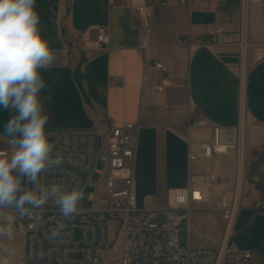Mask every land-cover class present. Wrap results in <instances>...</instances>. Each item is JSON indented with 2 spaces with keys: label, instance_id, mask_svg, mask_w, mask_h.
<instances>
[{
  "label": "crops",
  "instance_id": "0c3cea01",
  "mask_svg": "<svg viewBox=\"0 0 264 264\" xmlns=\"http://www.w3.org/2000/svg\"><path fill=\"white\" fill-rule=\"evenodd\" d=\"M160 1H146V19L131 0H36L42 34L55 56L52 68L42 71L48 83L42 93L49 115L46 130L138 125L136 190L140 201H156L158 181L168 194L185 187L192 170L208 167L190 164V141H209L214 126H237L245 118L244 208L233 240L252 253L250 264H264V214L252 207L264 199V1L247 8L251 46L245 50L238 45L241 0H191L190 7H160ZM215 23L225 33L214 48L179 44L181 36L209 34L207 26ZM102 30L110 44L87 58L83 48L91 44L86 34ZM154 62L166 71L156 72ZM10 116L0 109V135L7 147L4 124ZM187 122L199 127L189 129ZM236 162V155L214 161L222 183L213 193L230 189ZM5 215L16 219L4 246L17 252L23 264L20 220L16 212L3 209L0 223ZM16 263L0 258V264Z\"/></svg>",
  "mask_w": 264,
  "mask_h": 264
},
{
  "label": "built area",
  "instance_id": "2783aa9c",
  "mask_svg": "<svg viewBox=\"0 0 264 264\" xmlns=\"http://www.w3.org/2000/svg\"><path fill=\"white\" fill-rule=\"evenodd\" d=\"M147 0H131V5L149 18ZM264 0H241L242 20L238 45L241 50L251 46L248 39L247 8ZM160 7H190L191 0H162ZM209 34H187L178 40L190 49L214 48L225 33L224 28L208 25ZM91 47H84L87 58L110 44L103 30L96 36L86 34ZM81 47V46H80ZM73 51V50H72ZM72 61V57L70 56ZM152 68L164 73L165 66L154 62ZM162 90V88H159ZM186 127L197 129L198 123ZM247 123L237 126H214L209 141H190V164H206L203 170H192L188 184L168 190L167 206L161 211L154 198L140 201L136 190L135 161L139 144V126L125 123L103 130L61 129L46 130L64 163L57 170L41 177L45 184L58 183L65 188L79 185L84 192L92 190L78 211L69 220H62L58 207L49 201L33 210L31 216H21L19 227L25 236L23 264H250L253 256L234 242V231L244 208L245 154L243 143ZM0 151L11 152L0 135ZM236 155L237 162L230 189L220 196L218 210L224 223L221 243L217 247L186 246L180 241V225L190 222L195 211L203 210L211 201L213 188L222 183L221 174L214 168L219 157ZM26 187L31 185L26 184ZM253 209L264 214V199L254 202ZM9 211V210H8ZM165 222L161 223V214ZM66 227L53 237L58 223ZM116 223L113 235L110 224ZM190 233V229H188Z\"/></svg>",
  "mask_w": 264,
  "mask_h": 264
},
{
  "label": "clouds",
  "instance_id": "9594fccd",
  "mask_svg": "<svg viewBox=\"0 0 264 264\" xmlns=\"http://www.w3.org/2000/svg\"><path fill=\"white\" fill-rule=\"evenodd\" d=\"M54 60L53 49L42 34L36 0H0V109L11 113L4 135L12 149L0 151V210L31 216L51 201L62 220H69L85 198L84 188L41 182L42 175L64 163L63 153L56 150L46 131L49 115L42 97L48 87L42 71L50 70ZM15 219L3 217L0 235L12 238ZM65 227L58 223L52 236Z\"/></svg>",
  "mask_w": 264,
  "mask_h": 264
},
{
  "label": "rangeland",
  "instance_id": "374dc122",
  "mask_svg": "<svg viewBox=\"0 0 264 264\" xmlns=\"http://www.w3.org/2000/svg\"><path fill=\"white\" fill-rule=\"evenodd\" d=\"M158 197H157V208L161 211L165 210L167 206V190L164 188V182L158 181ZM229 190V189H227ZM226 189L223 191H227ZM92 190H87L85 195L87 196ZM222 195V193H220ZM219 194L211 193V201L206 208L200 211H195L191 215L190 222L184 221L180 225V241L183 246H186L190 239L194 245H204V246H213L217 247L221 243L222 231L224 223L221 220V214L218 210V204L220 200ZM84 207H90V204L87 200L83 202ZM166 214H161V223L165 222ZM116 223L112 222L110 224V233L113 235ZM190 229V233H188ZM246 236V235H245ZM244 236V241L245 237ZM6 235H0V258L8 257L12 261H17V252L9 250L6 246L5 241L3 240ZM236 243H239L240 240H234ZM6 247V248H4ZM241 247V246H239ZM243 248V247H241Z\"/></svg>",
  "mask_w": 264,
  "mask_h": 264
}]
</instances>
